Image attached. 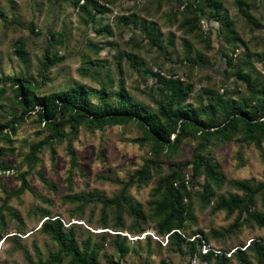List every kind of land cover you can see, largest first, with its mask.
Instances as JSON below:
<instances>
[{"label":"rangeland","instance_id":"374dc122","mask_svg":"<svg viewBox=\"0 0 264 264\" xmlns=\"http://www.w3.org/2000/svg\"><path fill=\"white\" fill-rule=\"evenodd\" d=\"M180 1L113 0L111 4H107L110 10L95 11L96 20L84 23L80 20L78 9L68 1L0 0V123L9 121L14 113L13 108L17 106L14 85L9 77L19 74L32 77L37 85H41L37 91L44 93H52L75 82L98 89L99 80L105 78L110 84L111 94L117 90L122 80L134 98L144 100L151 99L148 94L151 89L158 91L157 77L153 71L161 68L160 71L168 73L171 67H175L178 75L195 84L194 93L187 95L183 101L199 103L196 96L198 90L211 88L225 81L233 82L237 76L233 67H228L226 58L221 55L225 51L236 61L252 63L244 64V71L264 81V0H222L225 8L223 14L227 18L222 21L204 17L197 30H189L180 25L184 19L183 12H178L183 11ZM123 15L131 17L130 22L123 20ZM228 21H231V25ZM31 23H35L36 30L40 33L30 30ZM106 26H109L110 31H98L100 27ZM153 27L161 33L157 34V43L152 46L146 34L148 28ZM52 30L63 33V44L52 45L49 42ZM132 37L141 39V42H132ZM19 39L25 42L28 54L25 61L18 57L15 49V43ZM206 41L209 42L210 49H207ZM190 45L194 50H202L207 55L209 62L206 65H190L185 51ZM46 47L66 58L46 72L47 80L42 83L45 76L39 72L40 60ZM126 53L138 55L137 62L134 64ZM95 71H99L97 77ZM187 74H190V79ZM240 85L241 88L238 89L244 90ZM220 88L223 92L222 86ZM91 98L98 102L95 94ZM4 131H9V128L5 127ZM48 133L49 130L39 123L37 114L33 111L18 124L16 132L11 134V144L6 141L0 143L1 146L14 148V151L7 150L0 156V161L12 166L10 169L0 168V206L8 201L3 209L6 225L2 232L6 236L7 233L16 234L20 239L17 244L9 239L4 240L5 236L1 238L0 264H31V261H38L39 256L46 259L50 250L57 249L56 243L38 230L45 219L41 211L43 208L50 209L51 215H60L66 225L71 222L81 223L79 238H85L88 231L99 234L109 230L105 235L101 233L95 237L100 239L105 236L100 264H188V253H181L176 246L169 247L166 245V238L157 237L152 231V237L158 238L160 244L153 239L152 245L148 246L145 239H137L145 233H129L127 248H118L113 242L115 231L101 225V197L89 202L83 213L77 208L79 204L65 199V195L80 191H99L102 197H112L119 192L120 182L127 180L130 173L148 156L149 146L132 141L142 133L136 123L108 125L104 129L94 130L82 125L75 137L55 140L52 145H45L38 153L36 166L30 169L25 156L32 143L42 140ZM69 143L76 149L80 163L74 169L71 184L68 180L71 166L67 149ZM192 145L194 143H185L178 152L180 154L177 153L173 159L185 161L192 158ZM207 153L218 164L219 171L226 179L217 189V197L212 201L202 200L199 195L193 196L197 220L190 222L189 229L201 227L212 236L214 230L222 231L229 227L238 216V211L229 214L227 210H214L219 196L244 194L241 189L233 187L232 181L248 180L254 187L264 185V142L257 146L254 141L246 142L237 135L231 141L213 142ZM27 170L32 190H26L17 197H8L9 191L20 186V174ZM103 175L116 179H107ZM160 175L157 174L147 184L135 183L129 188L133 201L140 202L147 213L150 212L148 202L152 199V190ZM197 188L202 190L201 185ZM254 201L251 208L264 214L262 194H257ZM12 214H18L19 217ZM246 216L245 213L243 219ZM113 217L115 214L109 210L106 217L108 225L113 223ZM123 218L124 232H119L126 234L134 218L126 212L123 213ZM19 228L22 232H19ZM150 229H153L152 226ZM262 235L264 226L246 221L240 230L226 233L222 238L212 237L211 243L230 255L235 246L243 247L251 237ZM260 258L249 252L247 263L234 259L229 264H258ZM195 263L199 264L198 259L191 261V264ZM61 264H69L68 259ZM202 264L216 262L202 261Z\"/></svg>","mask_w":264,"mask_h":264},{"label":"trees","instance_id":"16d2710c","mask_svg":"<svg viewBox=\"0 0 264 264\" xmlns=\"http://www.w3.org/2000/svg\"><path fill=\"white\" fill-rule=\"evenodd\" d=\"M64 1L70 2L78 9L81 14L80 20L84 23L95 21L97 17L95 11L110 10L107 4L113 2V0ZM179 4L183 6V11L178 12H183L184 15L180 25L189 30L199 29L204 17H214L222 21L227 18V15L223 14L225 8L222 0H181ZM122 19L129 21L131 17L123 15ZM228 24L231 25V21H228ZM30 26L33 33H40L36 30L35 23H31ZM103 30L110 31L109 26L100 27L98 31ZM147 32L151 45H156L157 34L161 32L154 27L148 28ZM63 36L62 32L52 30L49 42L52 45L63 44L65 42ZM131 40L136 44L141 42V39L137 37H132ZM206 42L207 49H210L209 42ZM15 46L18 57L25 61L28 55L25 42L19 39ZM98 49L99 47L96 48ZM185 51L186 59L191 66L206 65L209 62V58L202 50H194L192 46H187ZM126 55L134 64L137 62L138 55L130 53ZM221 55L226 58L228 67H233V72H236L237 76L233 82L225 81L211 88L198 90L196 96L200 100L199 103L183 101L187 95L194 93L195 84L178 75L175 67H171L168 73L160 71L161 68L156 71L150 70L157 77L158 91H155V88L151 89L148 93L151 99L144 100L134 98L121 79L117 90L112 91L111 94L109 93L110 84L105 78L99 80L98 89L75 82L67 87L58 88L52 93H44L37 91L41 85H37L32 77L23 74L9 77L14 85L17 106L13 108L12 118L6 123H0V143L6 141L11 144L13 142L11 134L16 132L18 124L35 111L39 123L44 124L49 133L42 140L32 143L25 156V161L32 169L38 162V153L45 145H52L55 140L75 137L82 125L94 130L104 129L108 125L124 126L136 123L142 133L134 137L132 141L142 146H149L148 156L130 173L127 180L119 181L121 185L119 192L112 197H102L99 191L89 193L80 191L65 195V199L79 204L77 208L80 213H83L89 202L96 197H101L103 204L101 225H104L105 229L115 231L113 242L121 249L127 248V238L131 233L138 235L146 233L145 236L137 237V239H145L148 246L152 245L153 239L160 244L158 238H153L154 236L150 233L152 231L157 237L166 238V245L169 247L176 246L181 253H188L190 257L188 264H191L193 259H198L199 264H202V261L212 260H215L216 264H229L234 259L247 263L249 252L260 256L258 264H264V235L251 237L249 243L243 245L244 248L235 246L230 255L226 251L215 248L216 245L211 243L212 237L222 238L226 233L240 230L246 221H254L264 226V214L251 208L257 194H262L264 200L263 184L254 187L248 180H235L231 184L234 188L241 189L244 194L231 193L227 196H219L214 210H227L229 214L238 211L236 220L229 227L222 231L214 230L212 236L201 227L189 229L190 222L197 220L193 208V196L199 195L202 200L212 201L217 197V189L226 179L225 175L219 171L218 164L207 153L213 142L231 141L237 135L246 142L254 141L257 146L264 142V81L244 71L246 63L243 62L244 60L236 61L225 51ZM65 58V55L59 56L46 47L40 60V74L45 76L52 66ZM250 64L252 63L245 65ZM121 66L122 63L120 68ZM95 74L97 77L99 71H95ZM186 76L190 79V74ZM46 80L45 76L42 83ZM240 84L244 90L238 89V87L241 88ZM221 86L224 89L223 92H221ZM94 94L98 102L92 100L91 96ZM5 127H8L9 131L5 132ZM185 143H194L192 158L175 161L174 156L180 154L178 152ZM67 149L71 157L68 175L71 184L74 169L79 167L80 163L72 143L68 144ZM7 150L14 151V148L0 145V156ZM11 167L6 165L5 161H0L1 169ZM163 170L167 172L163 173ZM28 173L29 170L20 174V186L9 191L8 197H17L26 190H32L27 178ZM157 174L161 175L152 190V199L148 202L150 212L147 213L140 202L133 201L129 195V188L135 183L147 184ZM103 177L116 179L110 175H103ZM198 185L202 186L201 191L197 188ZM7 202L0 206V240L5 236L4 240L9 239L19 244L20 239L16 234L8 235L7 233L6 236L2 232L6 225L3 209ZM109 210L115 214L113 223L110 225L106 218ZM41 211L45 219L38 230L48 235L56 243L57 249L50 250L46 259L39 256L38 261H31V264H61L67 259L69 264H100V253L105 236L100 239L95 237L101 233L105 235L109 230L101 231L99 234L88 231L85 238H79L78 229L81 223L71 222L66 225L60 215H51L50 209L43 208ZM124 212L134 218L126 234L119 232H124ZM245 213L247 216L243 219ZM13 216L19 217L18 214ZM19 230L22 232V229L19 228ZM148 249L150 250L149 247ZM204 249L207 250L204 251Z\"/></svg>","mask_w":264,"mask_h":264},{"label":"clouds","instance_id":"9594fccd","mask_svg":"<svg viewBox=\"0 0 264 264\" xmlns=\"http://www.w3.org/2000/svg\"><path fill=\"white\" fill-rule=\"evenodd\" d=\"M150 233L154 236V234H153L152 232H150ZM145 234H146V233H145ZM145 234H143L142 237L145 236ZM166 237H167V236H166Z\"/></svg>","mask_w":264,"mask_h":264},{"label":"built area","instance_id":"2783aa9c","mask_svg":"<svg viewBox=\"0 0 264 264\" xmlns=\"http://www.w3.org/2000/svg\"><path fill=\"white\" fill-rule=\"evenodd\" d=\"M167 241V240H166ZM207 249H204V251H206ZM217 251H220V250H217ZM196 264V263H195Z\"/></svg>","mask_w":264,"mask_h":264}]
</instances>
